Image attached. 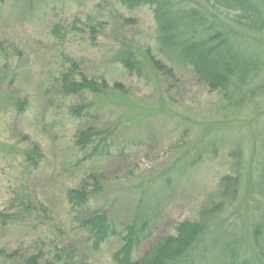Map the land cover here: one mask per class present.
<instances>
[{
  "label": "rangeland",
  "instance_id": "374dc122",
  "mask_svg": "<svg viewBox=\"0 0 264 264\" xmlns=\"http://www.w3.org/2000/svg\"><path fill=\"white\" fill-rule=\"evenodd\" d=\"M185 2L234 43L239 71L229 89L212 88L190 67L164 57L156 6L0 0V264H30L32 257H38L36 264H119L114 255L124 229L142 198L158 196L166 183L157 213L144 204L157 229L132 255L140 259L162 238L177 235L184 221L199 220L220 182L235 176L237 144L246 165L231 209L238 236L229 243L240 253L238 263H254L255 239L261 238L254 228L264 230V220L256 219L263 204L255 191L264 159V0H251L256 23L217 2ZM128 50L143 63L152 56L166 69L157 72L146 64L139 75L130 74L119 61ZM73 62L76 79L118 83L123 93L107 100L91 93L63 95L59 81L72 72ZM19 102H25L22 112ZM106 128L110 147L90 159L93 149L76 145L79 133ZM211 141L203 160L180 175L183 156ZM35 145L44 159L33 170L24 156ZM81 188L94 192L86 210L72 207L66 197ZM21 201H31V213ZM94 211L107 212L118 231L101 245L81 227L85 214ZM217 247L205 263H218Z\"/></svg>",
  "mask_w": 264,
  "mask_h": 264
},
{
  "label": "trees",
  "instance_id": "16d2710c",
  "mask_svg": "<svg viewBox=\"0 0 264 264\" xmlns=\"http://www.w3.org/2000/svg\"><path fill=\"white\" fill-rule=\"evenodd\" d=\"M129 8L141 7L144 5L156 6L155 14L159 20V32L161 36L160 46L164 57L177 66L190 67L193 69L204 83L209 84L212 88L221 87L222 90L229 89L235 83V73L237 66V50L234 43L227 32L224 30H215L213 24L208 23L205 15L200 9L189 8L185 0H119ZM217 2L221 7L228 11H241L246 21H256L257 10L253 6L251 0H209V3ZM232 42V43H231ZM119 61L130 74L139 75L144 67H149L157 72L166 69L161 61H157L154 57L147 58L146 63L137 58V53L128 50L120 54ZM70 73L61 76L60 85L61 93L65 96L77 97L86 93L96 96H104L110 99L116 95L123 93V86L116 83L111 86L104 81L99 83L95 80L88 79L83 76L80 80L74 76L73 69H77V64L72 63ZM173 69L167 70L166 73H172ZM17 105L20 111L25 110V102H19ZM87 106L86 108H89ZM112 132L106 128L105 131H92L90 129L79 133L76 145L80 151L93 149V153L89 155L90 159L102 156L105 149H108L112 141ZM264 147V136L261 137ZM214 141L197 149L196 153L186 154L183 156L185 164H180L177 171L183 175L189 167L197 166L209 153L208 147H212ZM240 144L233 154L237 160L234 164L236 168L235 176L224 178L219 185L218 193L213 197H209L207 203L203 206L199 220L184 221L177 227V235L168 236L159 240L154 246L148 250L138 260H133L132 255L140 246L155 233L157 226L154 217L148 214L149 210H143L147 206L152 207V212L157 213L156 204L166 197L167 190L161 188V193L156 197H143L141 207L137 211L135 219L124 229L122 235L123 245L117 251L115 260H121L119 264H207L209 254L213 247L221 246L217 255V264H240V253L234 251V241L229 243L231 237H237L238 222H232L234 218L232 208L240 195L242 177L245 172L246 163L243 160V152ZM35 147V148H34ZM31 150L25 152L26 162L33 170L37 169L43 161L41 147L35 145ZM183 159H181L183 161ZM261 171V179L256 185L258 202H262L263 206L257 216V220H264V159L259 163ZM173 182V178L169 179ZM163 183V182H162ZM163 185V184H162ZM147 192V189L145 190ZM94 194L86 188L71 190L68 193V200L72 207L86 210L91 196ZM152 204H155L152 206ZM21 205L25 209L24 212L31 213V201L26 203L21 201ZM109 214L105 211H94L85 214V219L81 222V227L95 241V244H103L111 236H116L118 231L113 226ZM228 227H230L228 229ZM237 228V229H236ZM261 226H255V234L261 236L254 250L257 253L253 264H264V230L259 231ZM117 256V257H116ZM213 258V257H212ZM40 259V257H39ZM38 257L28 259L31 264H36Z\"/></svg>",
  "mask_w": 264,
  "mask_h": 264
}]
</instances>
